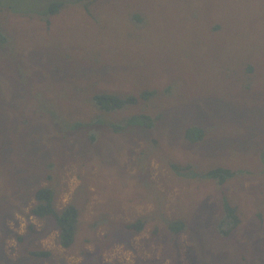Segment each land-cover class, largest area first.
I'll return each mask as SVG.
<instances>
[{"label": "rangeland", "instance_id": "374dc122", "mask_svg": "<svg viewBox=\"0 0 264 264\" xmlns=\"http://www.w3.org/2000/svg\"><path fill=\"white\" fill-rule=\"evenodd\" d=\"M0 34V264H264V0H0ZM132 116L150 126L109 127ZM41 187L79 210L68 248L31 214Z\"/></svg>", "mask_w": 264, "mask_h": 264}, {"label": "trees", "instance_id": "16d2710c", "mask_svg": "<svg viewBox=\"0 0 264 264\" xmlns=\"http://www.w3.org/2000/svg\"><path fill=\"white\" fill-rule=\"evenodd\" d=\"M65 4L62 2H53L48 7L47 10L42 11V15L51 17L54 15H57L61 9L63 8ZM5 36L0 34V40L4 39ZM149 94L151 93H142L141 98L149 97ZM138 101L135 97H128L125 99H121L114 95H107V94H98L93 96L92 102L93 105L102 113H113L117 112L123 108H125L128 105L135 104ZM26 102V101H25ZM152 121V120H151ZM96 122H99L96 120ZM153 122V121H152ZM133 124H142L143 126H150L149 120L142 116H132L129 118H126L123 122V124H116L113 123L109 127L112 128L114 131H119L123 128L129 127ZM72 126V125H71ZM80 126H83L81 124L76 123L74 128H78ZM185 138L188 141L191 142H197L200 141L204 133L201 129L196 127H191L184 133ZM0 146H2L0 144ZM7 147V146H6ZM6 147H0V151L3 150ZM7 149V148H6ZM8 150V149H7ZM7 157H4V155H0V160L5 161ZM176 169V171L182 170V173L180 175H184L186 171H192L190 167H173ZM236 173L222 169V168H216L209 170L206 172L203 177L206 179H214L219 184H224L226 181L232 179L235 177ZM33 197L35 199V205L31 208V214L36 218H52L55 221V224L58 228L59 232V242L60 245L63 248H68L72 245L75 235H76V228L77 223L79 219V210L74 205H68L60 212L56 211L54 207V199L55 194L53 189L50 187H41L34 191ZM221 211L222 216L219 222L216 225V235L219 237V242L224 244L232 242L229 240L231 233L239 226L240 224V218L238 215V209L236 207H233L229 204L228 200L225 197H222L221 199ZM128 230L133 231H141L142 224L139 222L136 226L132 225L129 227ZM135 228V229H133ZM168 230H170L172 233H178L182 230H184V225L178 221H169L168 224ZM49 252L47 251H38L33 252L31 254L32 257H35L37 259H44L49 257ZM25 259L22 260V262ZM27 260H25L26 262Z\"/></svg>", "mask_w": 264, "mask_h": 264}]
</instances>
